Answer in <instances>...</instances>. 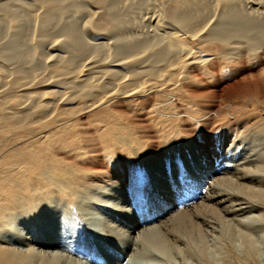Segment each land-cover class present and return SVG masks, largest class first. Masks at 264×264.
Returning a JSON list of instances; mask_svg holds the SVG:
<instances>
[{
    "label": "bare ground",
    "instance_id": "1",
    "mask_svg": "<svg viewBox=\"0 0 264 264\" xmlns=\"http://www.w3.org/2000/svg\"><path fill=\"white\" fill-rule=\"evenodd\" d=\"M129 22L141 31L124 38L121 32L123 39H115L117 54L110 40L91 42L92 35L106 36ZM233 75V81H224ZM159 93L154 109L150 102ZM185 96L219 101L213 111L217 121L249 118L264 135V0H0V139L10 138L0 141V264H114L126 259L124 252L106 250L102 240L96 242L92 261L63 253L87 245L74 239L67 220L57 219V208L45 206L58 189L66 194L61 196L65 206L79 199L78 188L91 184L92 174L90 164L71 168L57 160V168L48 155L60 147L84 150L88 157L92 151L84 134L90 125L110 143L103 145L100 165L103 159L155 155V143L149 145L141 130L147 122L168 125L170 118L185 116L179 109ZM129 101H136L141 116L127 110ZM18 143L15 151L12 145ZM239 182L226 177L215 183L216 200L225 193L224 200L234 198L235 204L219 207L224 201L219 197L216 204L202 201L152 228L136 227L135 248H125L131 260L121 264H258L253 247L238 251L233 240L238 231L245 244L254 241L246 231L264 214L239 220L227 214L234 205L264 206V189ZM28 207L35 208L27 211L29 216L37 214L34 218L42 221V235L22 217ZM102 230L111 237L109 226ZM209 234L228 240L224 259L213 261L203 251Z\"/></svg>",
    "mask_w": 264,
    "mask_h": 264
},
{
    "label": "rangeland",
    "instance_id": "2",
    "mask_svg": "<svg viewBox=\"0 0 264 264\" xmlns=\"http://www.w3.org/2000/svg\"><path fill=\"white\" fill-rule=\"evenodd\" d=\"M132 24L134 23L129 22L125 25H120L106 34V36L105 34L101 36L103 35L101 34V37H97V34H94L92 35L94 40L91 42L95 45H101L110 40L109 42L114 44L113 47L115 48L112 47V54H117V40L127 37L128 33L133 35L135 32L141 31V27ZM125 26L126 28H124ZM121 32L123 35L126 33L123 38ZM89 36L90 34H87V37ZM198 54L202 57L204 52H198L197 56ZM234 77L236 76H227L224 81L231 82L234 80ZM33 90H40L39 92H42L43 88L41 87L37 90L35 88ZM158 97L157 101L153 99L150 102L154 109L155 106L160 104V93ZM181 100L179 109L186 114L185 116L180 117V119L172 117L170 118L171 124L160 125V121H158L160 120V115L156 114L159 117L157 119L158 122H155V124L147 122V129H142L144 132L139 127L143 133V135L141 133L142 137L144 136L147 140L149 139L147 141L148 144L152 145L150 144L151 142L155 143V151L157 153L155 155L150 154L151 156L142 158L127 155L120 160L117 158L113 162L103 159L104 164L102 163L103 165H100L102 161V157L100 156L102 155L104 158L105 147L103 145H110V143L105 133H96L95 128L91 125L84 134L85 143L89 146L88 149L92 151L88 155L89 158L85 155L84 150H76L74 152L68 148L63 149L60 147L50 150L48 158L57 168L59 167L57 160L68 162L71 168H79V165L90 164L87 168L92 174L90 179L92 183L84 186L82 189L78 188L79 199L73 200L71 198L68 205L65 206L63 197L66 194L58 189L54 192V197H52V201L49 204L46 202L42 204V207L47 204L45 207L49 211L57 208V219L59 218L58 215H60L64 219L63 222L67 220L69 222L68 227L70 226L69 229L71 230L70 233L74 239L76 238V241H81L83 245H87V247L81 248V251L67 248L64 249L66 251H63V253L78 261H92L90 257L97 254L99 249L96 242L97 240H102L108 245H106V250L112 253L115 251L124 252L126 256L125 261H114L118 264L125 263L127 260H131V257L128 255L130 251L125 248H135L133 246H135L134 243L136 242L133 238L137 235L138 228L142 230L152 228L158 224L160 225L166 222L168 220L167 218L172 215L192 210L193 207L202 201L208 204H216L215 201L219 197V201L224 200L229 194L223 193L221 195L222 197L220 195L217 197V200L213 195L219 191L215 186L219 178H233L238 182L240 181L239 183L264 189V135H260L259 129L252 123H249L250 119H244L242 116H238L234 120H226L225 122L217 121L218 118L216 117L218 115L213 111L219 109V101L218 103H211L206 98L193 101L192 99H187L186 96L184 99L182 97ZM134 102L136 101L125 102V105L131 114L135 113L136 115L134 116L139 117L142 113L138 110V104ZM132 108H134V111ZM168 112L172 114L170 108ZM145 130L148 131L147 135ZM153 131L156 132L153 133ZM190 133L193 135L190 136ZM151 134L154 135L152 136ZM160 137H166L164 139L165 142L161 141ZM0 141L2 143H8L10 142V138L9 136L2 137ZM19 145V143L15 145L16 147L12 145L15 151L20 150ZM92 156H94L96 161H90L94 159ZM97 157L99 158L97 159ZM210 163L214 164L216 169H211ZM116 187H121L122 191L117 193ZM61 196L63 197L61 198ZM220 203L222 204H219V207H224L230 206L233 203L235 204V201L234 198H230ZM231 208H234V212L231 211L227 214V216L231 214L229 216L230 219L239 220L246 217V215L259 217L264 214V206L262 204L249 203V205L242 208L238 205L231 206ZM259 208L260 210H258ZM34 209L28 207L26 210H21L22 212L24 211L22 217H26V222L29 221L30 226L37 225L39 234L42 235L43 231H45L42 221L34 218L37 214L34 216L31 214L32 216H29L30 213L27 212ZM162 209L163 213H159L156 216L155 212H160ZM245 210H248L247 213ZM106 226H109L112 230L111 237L108 233L109 236L103 233L102 229ZM245 227L247 229L246 224ZM240 229L243 230L245 228L241 226ZM247 230H245L246 234L248 232L247 235L252 236L254 240L251 242L252 244H245V240L239 237L242 236L240 235L241 232L237 231L235 232L236 234L234 233V245L238 251L246 250L245 248H249V246L253 247L257 254V263L264 264V219L259 218L256 222L254 221ZM208 236L209 243L202 245L203 251L213 261L224 259L228 252V240L226 238H224L225 240H216L210 234ZM38 246L41 247V245ZM178 247L183 248L184 246L180 244ZM85 249L88 250V253ZM99 256L101 257V255ZM120 256L122 255L120 254Z\"/></svg>",
    "mask_w": 264,
    "mask_h": 264
}]
</instances>
